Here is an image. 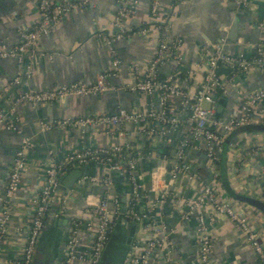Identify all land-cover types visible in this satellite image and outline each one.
I'll use <instances>...</instances> for the list:
<instances>
[{"label": "crops", "instance_id": "obj_1", "mask_svg": "<svg viewBox=\"0 0 264 264\" xmlns=\"http://www.w3.org/2000/svg\"><path fill=\"white\" fill-rule=\"evenodd\" d=\"M66 1V0H64ZM71 1V0H67ZM136 13L129 27L135 32L124 35L119 40H106L116 34L113 18L116 10L115 0H92L93 7L67 16L55 27L49 36L38 40L36 52L40 54L32 65L31 78L23 81L2 95L0 104L8 109L12 98L25 90H48L59 85L76 82L91 83L97 77L110 70L112 60L120 62L119 70L107 79L108 90L102 94L84 97H66L56 102L32 106L21 104L16 107L18 119L17 131L6 130L0 126V212L9 210L8 232L0 251V264H18L32 217L31 199L44 184L43 168L51 160L60 164L68 153L78 152L83 147H111L127 145L137 158L136 175L141 186L135 210L138 215L146 214L157 191L167 183L168 171L174 161V147L151 144L132 124L115 128L108 133L103 127L81 128H45L65 119L111 114L118 108L129 112L146 108L143 95L129 92L126 87L141 76L146 62L153 57L157 34L141 33L155 23L150 16L153 0H136ZM160 19L170 20V37L181 39V63L179 73H175V61L172 56L160 66L158 75L162 78L173 76L174 83L184 92L192 93L201 82L209 58L208 52L215 44L223 43L227 53H242L249 56L255 44L260 40L256 20L262 15L264 0H252L250 7L240 10L232 0H156ZM37 21V0H0V44L11 49L19 44L22 32L31 29ZM194 64H198V74L190 82H185L186 74ZM22 68L10 58L0 57V93L4 85L18 76ZM224 87L216 96L222 100L228 87L225 105L220 115L228 120L237 108L240 94L252 91L264 85V74L254 70L249 74L238 73L228 81V72L221 70ZM184 97L170 101L169 115L177 118L178 126L172 131L175 142L186 140L189 146L185 150L186 162L200 179L207 183L215 181L224 194L236 207L249 215V224L258 233L264 247V216L255 208L232 197L223 187L224 180L230 192L237 196L257 199L264 203V184L256 174L264 169V103L258 105L252 116V123L237 128L229 135L220 155L217 176L212 178L206 158L190 134L187 124L188 107ZM122 132L123 135H119ZM26 138L29 145L24 149L27 168L21 174L20 186L14 196L6 202L4 190L8 173L15 154ZM163 147H169L171 156L162 154ZM162 156H166L162 160ZM71 175H75L74 177ZM110 176L113 184L111 196L121 205L125 204L129 194L124 177L108 174L104 167L95 163L83 166L70 165L59 173V191L66 200V216L59 217V199L52 205L44 219V228L39 236L32 264H63L65 256V238L71 220H86L96 201L105 190L91 182V178L102 179ZM73 180L66 188L63 183ZM198 188L184 175H179L170 185V197L163 203L156 222L164 226V235L172 247L170 261L175 264H200L196 227L198 218L212 217L209 230L213 239V249L208 264H259L250 249L245 234L240 232L229 220L215 215L209 206H203L184 219L186 202L196 196ZM122 200L124 201L122 203ZM61 201V199H60ZM109 207L113 209L112 204ZM84 248L87 249L91 236L85 226ZM153 236L146 222L127 224L118 219L111 230L109 240L99 264H124L126 258L136 253V246L147 242ZM73 264H81L74 262ZM148 264H167L163 256L154 251Z\"/></svg>", "mask_w": 264, "mask_h": 264}, {"label": "built area", "instance_id": "obj_2", "mask_svg": "<svg viewBox=\"0 0 264 264\" xmlns=\"http://www.w3.org/2000/svg\"><path fill=\"white\" fill-rule=\"evenodd\" d=\"M115 2L116 10L112 24L117 31L112 38L106 40L107 44L121 39L130 32H135L133 28L129 27V23L136 13L137 1L115 0ZM232 3L236 8L245 9L251 6L252 0H232ZM90 7H93L92 0H37V21L31 29L22 32L19 44L11 49H7L0 44V57L13 59L22 68L18 76L3 86L0 100L2 95L8 93L11 88L23 81L27 82L31 78L34 60L40 56L36 52L38 40L49 36L51 31L60 25L67 16ZM150 16L155 20V23L147 28L140 29L139 32L157 34V44L153 57L146 62L141 76L126 87L129 92L144 96L147 101L146 108L134 112L118 108L111 114H95L65 119L53 126H44V129L50 127L60 129L103 127L110 133L115 128L132 124L151 144L174 147V161L167 173L168 182L158 189L149 211L146 214L138 215L135 207L141 193V186L136 175L137 158L130 155L129 146L117 144L111 147H83L78 152L66 154L59 165L51 160L43 168L45 176L43 186L30 201L32 204V217L18 264H32L36 245L44 228V219L58 199L60 209L57 215L59 217L66 216V200L61 198L59 191V173L67 166H83L88 163H95L104 167L108 174L124 177L129 188V194L124 204L125 210H121L119 200L111 196L113 184L110 176L102 179H90L94 184L100 185L105 192L96 201L93 208L88 211L85 216L86 220H71L65 238L63 264H73L74 262L99 264L112 227L118 219L127 224L146 222L153 233L151 239L141 243L140 246H136V253L126 258L124 264H148L150 254L154 251H158L167 264H175L170 261L172 247L168 238L163 234L165 228L162 224L156 222L155 214H159L163 203L170 197V185L179 175L186 176L187 180L198 188L196 196L187 200L186 212L183 218L188 219L196 210L203 206H209L213 214L225 217L240 232L245 234L247 243L256 256L258 263L264 264V247L260 242L258 233L249 224V215L243 209H238L232 200L224 198V194L215 181L207 183L192 172L185 159V150L189 144L186 140L178 142L173 140L172 131L178 126V120L169 115L170 101L176 97H184L185 100L182 104L188 107L187 124L190 134L193 140L200 144L209 171L212 178L215 179L217 164L220 161L226 138L235 129L250 125L254 111L259 104L264 103V85H262L252 91L240 94L237 108L228 120L224 121L215 116L216 93L224 87V79L220 75V70L228 72V81H232L238 73L249 74L257 70L264 74V4L262 15L256 20L260 40L254 45L252 53L249 56L242 53H227L223 50L222 42L215 44L209 52L206 50L209 54L206 68L200 84L192 93L180 90L174 83L173 76L162 78L158 75L160 66L168 59L169 55L172 56L176 64L174 72H180L182 40L170 37V19L165 17L159 20V6L156 0L151 3ZM119 66L120 62L114 58L110 70L100 74L91 83L76 82L59 85L48 90H25L11 99L8 109L3 108L0 104V126L6 130L17 131L18 119L15 110L21 104L39 106L66 97H84L106 92L109 88L107 79L119 70ZM198 68V64H194L193 68L187 72L185 82H190L197 76ZM118 134L123 135L122 132H118ZM28 145L29 141L24 138L21 149L16 152L13 159L4 190V200L6 202L19 189L21 174L27 168L24 149ZM161 158L165 160L167 157L162 156ZM256 178L264 184V169L256 174ZM109 204H112L113 209L109 207ZM208 219L207 221L200 216L196 227L200 264H208V258L213 249V239L208 227L209 221H212L213 218L208 217ZM9 220V210L4 208L0 212V251L7 236ZM82 226H85L91 236V242L87 249L84 248Z\"/></svg>", "mask_w": 264, "mask_h": 264}, {"label": "water", "instance_id": "obj_3", "mask_svg": "<svg viewBox=\"0 0 264 264\" xmlns=\"http://www.w3.org/2000/svg\"><path fill=\"white\" fill-rule=\"evenodd\" d=\"M240 10H244V9H240ZM230 87H228L226 89V91L224 92V96L222 98L221 101L218 102V106H217V112H216V117H218L221 113V111L223 110V107L225 105V99H226V94L228 92V89ZM264 130V129H263ZM71 176H75V175H71ZM72 183H74L73 180H68L67 182L63 183V185L66 187V188H69ZM237 199L243 203H246L248 204L249 206L255 208L256 210H258L263 216H264V203L257 200V199H254V198H250V197H245V196H237ZM124 201L122 200V203Z\"/></svg>", "mask_w": 264, "mask_h": 264}, {"label": "trees", "instance_id": "obj_4", "mask_svg": "<svg viewBox=\"0 0 264 264\" xmlns=\"http://www.w3.org/2000/svg\"><path fill=\"white\" fill-rule=\"evenodd\" d=\"M220 72H221V70H220ZM219 92V91H218ZM218 92L216 93V96L218 95ZM262 129H264V126H262L261 127ZM229 137V136H228ZM227 137V138H228ZM227 138H226V140H227ZM225 144H226V141H225V143H224V146H225ZM163 149V151H162V154H166V155H168V156H171V150H170V148L169 147H163L162 148ZM130 155H134V151H131V153H130ZM220 161H221V159H220ZM220 161L218 162V164H217V167H219V165H220ZM204 181V180H203ZM220 182H221V184H222V187L232 196V197H235V198H237L234 194H233V192H230L229 190H228V188H227V185H226V183L224 182V180L223 179H221L220 178ZM121 210H125V206L124 205H121Z\"/></svg>", "mask_w": 264, "mask_h": 264}]
</instances>
